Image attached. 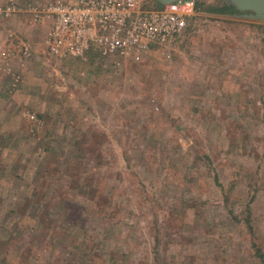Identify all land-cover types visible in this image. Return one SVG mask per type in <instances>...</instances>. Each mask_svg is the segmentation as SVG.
<instances>
[{"label":"rangeland","instance_id":"1","mask_svg":"<svg viewBox=\"0 0 264 264\" xmlns=\"http://www.w3.org/2000/svg\"><path fill=\"white\" fill-rule=\"evenodd\" d=\"M62 1L0 0L36 55L0 59V264H264V17L194 0L170 45L95 73L38 38Z\"/></svg>","mask_w":264,"mask_h":264},{"label":"built area","instance_id":"2","mask_svg":"<svg viewBox=\"0 0 264 264\" xmlns=\"http://www.w3.org/2000/svg\"><path fill=\"white\" fill-rule=\"evenodd\" d=\"M195 11L194 0L160 6H147L143 0H76L51 2L31 12L34 20L50 25L52 55L84 59L92 51L116 64L138 63L153 48L170 45L186 30ZM9 12L0 8V13Z\"/></svg>","mask_w":264,"mask_h":264},{"label":"crops","instance_id":"3","mask_svg":"<svg viewBox=\"0 0 264 264\" xmlns=\"http://www.w3.org/2000/svg\"><path fill=\"white\" fill-rule=\"evenodd\" d=\"M74 1H76V0H74ZM62 2H64V1H62ZM10 3V2H9ZM6 4H8V2L7 3H5L4 5H6ZM45 6V5H44ZM15 10V9H14ZM16 11H18V13L20 14V13H22L21 12V10H19V9H17ZM28 11V10H27ZM2 15V14H1ZM18 15H16L15 16V18L17 17ZM19 17V16H18ZM14 18V17H13ZM41 23H44V22H41ZM46 23V22H45ZM5 22L4 23H2V24H0V26L2 27L3 26V29H2V34L0 35V59H2V61L4 62L5 61V59L8 57V55H9V53H8V50H7V48H12V44L14 43V41L16 40V39H14V38H8V37H11L12 36V34H14L15 35V33L16 32H18V25L19 24H17V23H15V26H13V31H11V30H5V28H4V26H5ZM40 24V23H39ZM48 24V23H47ZM14 25V24H13ZM39 26V30L41 31V33L40 32H38V30H37V28L35 29L37 32H38V38H39V40L41 41V43L43 44V40H44V37H45V35H46V37L48 38V35H49V31H50V25H48L47 27H46V25L45 24H43V26L42 25H38ZM0 27V28H1ZM20 29V28H19ZM42 29V30H41ZM12 32V34H9V33H11ZM19 32H20V30H19ZM4 38V39H3ZM2 39H3V42H2ZM17 41V40H16ZM19 41V42H18ZM16 43L20 46V47H22V49H23V47L24 46H26L24 43H23V41H20V40H18ZM38 43V42H37ZM31 45V44H30ZM37 45H39V43L37 44ZM41 45V44H40ZM46 45H48V43L46 44ZM31 47H32V45H31ZM26 48H27V50L26 51H24V49H23V51L25 52H22L21 54H20V56H18L17 58H18V60L21 58V57H23V58H25L26 56H28L29 55V53H30V55H29V59H31V57H35V56H33L32 55V53H34V52H31V50H30V52L28 53L27 51H28V47L26 46ZM32 49H33V47H32ZM40 49V50H39ZM39 49H38V52H35V54H37V53H41V55H43V56H45V55H48L47 54V52H46V50H45V48L43 47V49L41 50V47H39ZM21 51V50H20ZM23 54V55H22ZM25 56V57H24ZM69 58H73V57H67V59H69ZM26 59V58H25ZM62 59V58H61ZM67 59H65V60H67ZM73 59H79V58H73ZM64 60V61H65ZM79 60H83V59H79ZM62 61V60H61ZM63 61V62H64ZM22 64V63H21ZM23 64H24V62H23ZM14 70H16V73L17 74H19V71H20V69L19 68H14ZM16 81H18V80H16Z\"/></svg>","mask_w":264,"mask_h":264},{"label":"trees","instance_id":"4","mask_svg":"<svg viewBox=\"0 0 264 264\" xmlns=\"http://www.w3.org/2000/svg\"><path fill=\"white\" fill-rule=\"evenodd\" d=\"M215 10V9H214ZM233 8L229 7V6H226L225 4L221 6L219 12H232ZM87 60H88V63L85 62V63H82L81 60L79 59H73V58H69L67 60L64 61V63H66V65H72V62L77 64V65H81L83 66L82 68L85 69V70H90L92 71L91 69H93L92 72H95V73H105L107 70L104 66V61L105 60H102V59H99L96 54H94L92 51L89 52L87 55ZM91 68V69H89ZM260 259L263 261L264 260V256H260Z\"/></svg>","mask_w":264,"mask_h":264},{"label":"water","instance_id":"5","mask_svg":"<svg viewBox=\"0 0 264 264\" xmlns=\"http://www.w3.org/2000/svg\"><path fill=\"white\" fill-rule=\"evenodd\" d=\"M177 0H156V5H164ZM240 3L247 9L257 13L258 17H264V0H240Z\"/></svg>","mask_w":264,"mask_h":264}]
</instances>
